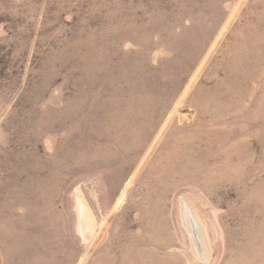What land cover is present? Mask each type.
<instances>
[{
    "label": "rangeland",
    "instance_id": "374dc122",
    "mask_svg": "<svg viewBox=\"0 0 264 264\" xmlns=\"http://www.w3.org/2000/svg\"><path fill=\"white\" fill-rule=\"evenodd\" d=\"M0 264H264V0H0Z\"/></svg>",
    "mask_w": 264,
    "mask_h": 264
}]
</instances>
